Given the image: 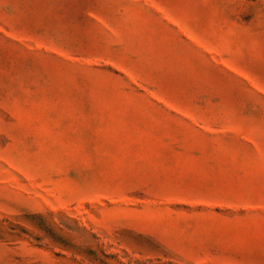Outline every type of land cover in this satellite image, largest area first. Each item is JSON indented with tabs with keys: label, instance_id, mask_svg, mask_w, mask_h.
I'll use <instances>...</instances> for the list:
<instances>
[{
	"label": "rangeland",
	"instance_id": "rangeland-1",
	"mask_svg": "<svg viewBox=\"0 0 264 264\" xmlns=\"http://www.w3.org/2000/svg\"><path fill=\"white\" fill-rule=\"evenodd\" d=\"M0 264H264V0H0Z\"/></svg>",
	"mask_w": 264,
	"mask_h": 264
}]
</instances>
